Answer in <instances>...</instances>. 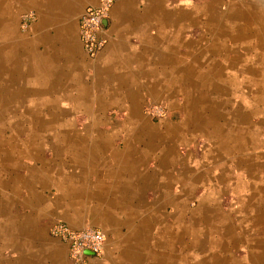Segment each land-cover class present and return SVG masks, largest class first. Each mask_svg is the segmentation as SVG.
Segmentation results:
<instances>
[{"label": "crops", "instance_id": "obj_1", "mask_svg": "<svg viewBox=\"0 0 264 264\" xmlns=\"http://www.w3.org/2000/svg\"><path fill=\"white\" fill-rule=\"evenodd\" d=\"M98 2L0 0V111L40 113L29 129L69 135L39 131L40 147L82 131L89 149L0 157V264H68L66 245L48 233L53 220L103 232L89 264H182L169 218L201 209V258L218 245L207 264H237L239 247L241 264H264V0H114L106 41L88 57L78 18ZM25 12L34 20L23 29ZM147 104L172 119L192 113L202 145L188 148L195 134L183 118L151 123ZM190 174L203 190L193 208Z\"/></svg>", "mask_w": 264, "mask_h": 264}, {"label": "rangeland", "instance_id": "obj_2", "mask_svg": "<svg viewBox=\"0 0 264 264\" xmlns=\"http://www.w3.org/2000/svg\"><path fill=\"white\" fill-rule=\"evenodd\" d=\"M235 79L238 80L239 75H234ZM236 80V81H237ZM238 85H241L242 83H236ZM237 85V86H238ZM2 99V98H1ZM237 101L238 102V96L232 98V101ZM190 106H193L191 103H187ZM161 105V107L164 109V116H162L161 118H165L164 120H166L167 122L172 123H177L180 120H182V118L184 119V122H186V124L191 123L189 125L188 128H192L195 126V119L192 113H184L183 109L181 108V110H177V118L176 119H172L169 115V112H167L165 106L163 104H159ZM146 106V105H145ZM145 106L143 107L144 109V113H146L145 111ZM211 106V105H210ZM224 106L225 108L228 107L227 101L224 102ZM147 114V113H146ZM148 115V114H147ZM45 117V115L42 114H35V113H29V114H21V113H15L12 112H6V111H0V117H5L8 119V123L4 124V123H0V157H38V156H43V157H51L50 155L53 153V148H55L56 153L54 155V157H65L64 154L66 153L67 157H88L87 155L89 154V149L87 144H85V140H83L84 143H81L80 138L82 137V131L81 132H76L73 133V136L76 138L75 142L69 140V143L65 142V144L59 143V141L56 139L55 143L53 144V148L48 146V145H44L42 147H40V144L38 142L40 135L39 131H43V132H48V137H58V136H62L64 135L63 131H53L51 132L50 130H34V129H29V125L31 123V121L34 119H39L41 120L42 117ZM151 118L150 122L153 124H156L158 122H161V120L158 119H153ZM32 124V123H31ZM29 126V127H28ZM38 127V126H37ZM205 130V128H202ZM194 130V128L187 129V133L191 134H195L194 136V140L193 143L191 145H189L188 148H190V150L193 151V148L195 146L194 143L198 142L202 145L201 142H203V135L201 136V134L197 133V132H192ZM202 130H200L201 132ZM205 132L210 133V127H207V130ZM122 133L118 134V137L116 138V145L120 146L121 145V140L124 137ZM66 137V139H68V134L64 135ZM45 137V136H44ZM199 144V145H200ZM39 147L41 149H39ZM180 148H185L184 146H180ZM41 153H43L44 155H42ZM9 155V156H8ZM191 166H194V162H190L189 163ZM179 168V165L177 166ZM193 174H190V178L189 181H187V197L185 198L187 201V205L189 206V208H193L195 207V205L197 204V198L201 196L203 190L202 188H200V185L197 186V181L195 178H192ZM178 188L180 185H177ZM202 186V185H201ZM176 188L173 187L172 188V197L173 195L176 196H180V193H176L175 192ZM175 192V193H174ZM183 194V193H182ZM185 195V196H186ZM171 197V198H172ZM166 201H168L167 199H165ZM165 202V201H164ZM223 202H227V199H224ZM169 209L171 211L174 212V210L172 209V207L169 205ZM168 209V217L167 219L170 217V212ZM180 210H178L176 213H178ZM202 209L201 210H197V211H192V213H188L185 214L184 219L178 221L175 220L173 217L169 218L171 219L172 222V226L176 229L179 228L178 231H173V236H172V240L174 242V239L178 236V234L181 233V239L183 241H176L173 243V247H172V252L177 254L179 251H182L183 255H187V259H183V263L182 264H207L208 261L210 260V255L213 254V250L211 249L214 245L212 244V242H209V254L207 255V257L205 258H201L202 254L205 251V248L203 247V244L206 245V249H207V242L204 241V235H203V231H202V227L197 223V220L201 219L202 217ZM197 216H199L197 218ZM177 222V223H176ZM48 225L49 223H46L47 226V230H48ZM209 229H207V233L213 234L214 231V226L210 225L208 227ZM209 230L210 233H209ZM49 233V232H48ZM179 238V239H180ZM223 243V242H222ZM242 244V243H241ZM245 244V243H243ZM221 245V244H219ZM218 246V245H215ZM223 249L225 250L226 247V243L222 244ZM204 249V251H203ZM235 254H237L236 257H238L239 259H236V261H238L237 264H241V262L243 261V256L244 254V249L242 247H239L237 249H235ZM234 252V251H233ZM214 256V254H213ZM234 258V257H233ZM173 259H176L175 257H173ZM234 261H228V260H224L222 259L221 263L223 264H228V263H232ZM217 261H215L214 258H212L211 264H221ZM177 264H181V263H177Z\"/></svg>", "mask_w": 264, "mask_h": 264}, {"label": "built area", "instance_id": "obj_3", "mask_svg": "<svg viewBox=\"0 0 264 264\" xmlns=\"http://www.w3.org/2000/svg\"><path fill=\"white\" fill-rule=\"evenodd\" d=\"M113 2L114 0H99L96 6L86 8L79 15L78 36L88 57H94L106 41L107 25L102 24V20L107 22ZM33 20L34 14L25 12L20 17V25L25 29ZM145 111L153 119L161 118L165 114L164 109L156 104H147ZM48 232L51 237L66 245L68 264H89L102 253L105 236L98 228L87 226L74 229L62 221L53 220L48 225Z\"/></svg>", "mask_w": 264, "mask_h": 264}, {"label": "water", "instance_id": "obj_4", "mask_svg": "<svg viewBox=\"0 0 264 264\" xmlns=\"http://www.w3.org/2000/svg\"><path fill=\"white\" fill-rule=\"evenodd\" d=\"M102 24H104V25L106 24V20L105 19L102 20ZM85 253H88V252L85 251Z\"/></svg>", "mask_w": 264, "mask_h": 264}, {"label": "bare ground", "instance_id": "obj_5", "mask_svg": "<svg viewBox=\"0 0 264 264\" xmlns=\"http://www.w3.org/2000/svg\"><path fill=\"white\" fill-rule=\"evenodd\" d=\"M9 156V155H8ZM215 246V245H214Z\"/></svg>", "mask_w": 264, "mask_h": 264}]
</instances>
